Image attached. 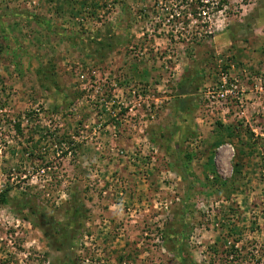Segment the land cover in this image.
<instances>
[{"label":"rangeland","instance_id":"rangeland-1","mask_svg":"<svg viewBox=\"0 0 264 264\" xmlns=\"http://www.w3.org/2000/svg\"><path fill=\"white\" fill-rule=\"evenodd\" d=\"M0 264H264V0H0Z\"/></svg>","mask_w":264,"mask_h":264},{"label":"built area","instance_id":"built-area-1","mask_svg":"<svg viewBox=\"0 0 264 264\" xmlns=\"http://www.w3.org/2000/svg\"><path fill=\"white\" fill-rule=\"evenodd\" d=\"M221 85L214 90H205L204 97L208 101V103L212 102H225L227 94L232 93L231 85L227 89H225V76H221Z\"/></svg>","mask_w":264,"mask_h":264},{"label":"trees","instance_id":"trees-1","mask_svg":"<svg viewBox=\"0 0 264 264\" xmlns=\"http://www.w3.org/2000/svg\"><path fill=\"white\" fill-rule=\"evenodd\" d=\"M219 6H221V5H219ZM17 126H18V125H16V130L19 132V130H18L19 128H18ZM6 190H7L6 188L3 189V193L6 192ZM1 200H2V197H1ZM29 207H30V206H29ZM41 228H42V227H41ZM42 230H44V229H42ZM57 247L60 248L59 245H58Z\"/></svg>","mask_w":264,"mask_h":264}]
</instances>
